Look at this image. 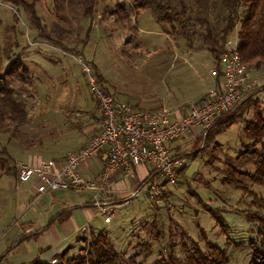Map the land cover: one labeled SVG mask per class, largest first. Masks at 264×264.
<instances>
[{"label": "rangeland", "instance_id": "1", "mask_svg": "<svg viewBox=\"0 0 264 264\" xmlns=\"http://www.w3.org/2000/svg\"><path fill=\"white\" fill-rule=\"evenodd\" d=\"M30 1L33 15L30 3L26 8L16 0H0V74L22 64L31 75V80L14 78L11 82L15 97L26 105L24 121L19 125L8 119L0 122V215L4 217L16 200L18 181L10 167L14 161L23 160L25 151L40 153L37 159L54 152L64 156L75 137L87 142L98 130L93 112L96 102L84 65L96 71L113 96L137 109L177 111L170 104L188 102L213 85V58L202 33H214L221 22L211 0H154L138 16L132 0ZM166 4L172 8L162 10L168 18L173 20L171 14L183 10L188 16L174 24L161 19L153 8L159 10ZM88 6L93 8L91 21L85 13ZM233 32L229 41L235 46L238 39ZM247 75L259 80L260 87L264 65L250 68ZM254 97L264 106V87ZM249 117L250 109L229 125L213 126L206 140L205 129L196 126L182 134L172 145L184 157L183 176L166 185L162 205L133 191L136 197L116 204L110 220L100 222L110 229L118 247L134 241L137 237L129 233L137 234L142 222L158 215L165 243L175 242L183 230L206 249L205 235L224 249L229 264H251L247 241L255 226L242 210L257 207L252 200L264 198V183L238 175L247 186L243 189L224 179L223 171L229 164L253 170L250 162L235 158L247 146L243 126ZM3 219L0 216V224ZM164 242L152 247V257L164 248Z\"/></svg>", "mask_w": 264, "mask_h": 264}, {"label": "trees", "instance_id": "2", "mask_svg": "<svg viewBox=\"0 0 264 264\" xmlns=\"http://www.w3.org/2000/svg\"><path fill=\"white\" fill-rule=\"evenodd\" d=\"M16 1L20 2V4L26 8H28L30 3L29 9L32 15L35 14L34 6H32L33 1ZM132 1L137 16L154 4V0ZM211 2L214 5L213 8L219 9L217 18H221V22L219 23L218 30L214 33L211 30H207L205 33H202V36L208 44L209 51L213 58V65L211 68L214 67L218 70L217 76L211 75L213 76L214 85V83L220 80L221 76V54L229 53V48L236 52L239 61L247 68V73L250 68L258 69L264 65V0H211ZM157 3L158 2H156V5ZM86 8L88 9L85 10V13L91 21L93 18V8L92 6ZM154 8L153 11H155L161 19H166V21L171 24H174V22L177 23L180 17L184 18L188 16V13L183 10L181 12L172 13L171 15L174 17L172 20V18H168L164 15L162 11L163 9L168 12L172 11L171 6L166 4L159 10ZM187 9L189 11L190 7H187ZM89 24L91 23L89 22ZM233 31H235L238 39V43L235 46L231 45L229 41V36L232 37ZM80 51H82V49ZM16 66L17 65H15L14 68H6L0 74V122L8 119L13 121L16 125H19L24 121L27 110L24 101L15 97V91L11 86V82L14 78L19 80H31V75L22 64L20 66L21 68H17ZM90 71L94 75L98 86L104 91L110 92L106 90L105 83H102L98 79L99 77L96 71L93 68ZM85 75L87 76L86 73ZM263 87L264 84L255 88L246 98L238 101L234 107L217 116L212 124L204 130L203 139L206 140L213 126L217 124L229 125L233 123L236 116L250 109L251 117L244 120L243 126L244 136L247 138L245 142L247 146L243 151H240L235 158L245 163L250 162L253 166V170L247 171L246 169H237L229 163L228 168L223 170L225 171L224 179L243 189H246L247 186L238 179V175H245L255 182L264 183V106L254 97V94ZM206 94L207 91L197 97L195 101H199L203 96H206ZM190 103H186L185 106H188ZM93 134H95V132ZM89 138H87V140ZM180 156H182V153H180ZM62 157L63 156H61V158ZM16 162L17 161H14L13 165L10 166L12 168L11 171H13V177L20 182H28L18 179L15 167ZM184 165L185 162L179 169L178 176H183ZM146 179L147 177L145 176L139 181L135 192L138 189L136 193L142 192L147 198H150L148 191L143 188ZM166 190L168 191V187H166L165 192ZM133 193L116 199L110 192H105L106 198L104 202L108 203L111 206L110 209L114 211L115 205L113 204L124 203L130 198L136 197L137 194L133 195ZM165 196L166 195H163L162 199H164ZM101 200L103 202V199ZM252 201V203L257 206L256 208L242 210L245 217L255 226L254 235L248 239L247 245L251 250V264H264V211L261 210V208H264V198L260 197ZM84 205H89V203H85ZM156 205L159 206L158 204ZM207 208L211 210L210 207L207 206ZM67 214L68 210H64L56 215V219L62 220ZM101 216L103 217V215ZM157 217L158 215L149 222L147 219L146 222H142V227L137 234L130 232L129 236H136L137 238H135L134 241L128 240L127 245L122 248L118 247L114 238L109 234L110 229L101 226L99 229L90 230L87 235L78 236L75 239L76 245H70L61 249L54 253L52 258L48 260L36 259L29 264H229V259L224 249L210 241L205 235L203 239L207 245L206 249H202L199 243L183 230L181 231L186 235H183L181 232L177 234L178 239L175 240V242L170 243L168 241L165 243L161 231L162 225ZM24 236L25 235L21 236L20 240L24 239ZM168 236L173 238L174 234L169 232ZM161 241L165 243L164 248H160L158 253L152 257V247L160 245L159 243ZM1 259L2 257L0 256V260Z\"/></svg>", "mask_w": 264, "mask_h": 264}, {"label": "built area", "instance_id": "3", "mask_svg": "<svg viewBox=\"0 0 264 264\" xmlns=\"http://www.w3.org/2000/svg\"><path fill=\"white\" fill-rule=\"evenodd\" d=\"M228 52L221 54L220 80L208 89L206 96L172 112L166 108L140 110L117 99L98 86L84 65L89 89L95 97L98 130L79 150L67 151L60 162L52 159L35 164L16 162L18 179L33 181L37 193L65 189L88 191L89 198L97 203L98 213L108 221L114 213L104 202V193L110 191V177L145 164L147 179L143 188L154 203L162 205L166 185L176 181L184 164L173 141L193 126L209 127L217 116L234 107L259 85V80H248L247 68L236 52L230 48ZM210 73L217 76L218 70L213 67ZM93 158L99 162L96 172H82L80 164Z\"/></svg>", "mask_w": 264, "mask_h": 264}, {"label": "crops", "instance_id": "4", "mask_svg": "<svg viewBox=\"0 0 264 264\" xmlns=\"http://www.w3.org/2000/svg\"><path fill=\"white\" fill-rule=\"evenodd\" d=\"M199 95L188 102H176L170 105L178 111L186 103L195 101ZM167 103V101L163 102V104ZM157 105L161 104L155 106ZM81 139L82 137L79 139L75 137L73 140L76 141L69 143L68 150H77L84 145L85 139H83L84 142L79 141ZM36 153L31 154L25 151L22 161H29V163L48 159L58 161L63 154V152H54L47 158L37 159L35 156L37 154L39 156L40 153ZM31 157L34 159L32 160ZM84 162L80 164L82 172L94 173L99 167L97 158ZM146 174L145 164L136 165L127 175L114 174L110 177L109 192L116 199L131 194L135 192L139 181ZM14 194L16 200L9 207L8 217L0 215L4 218L0 224V256L2 257L0 264H29L36 259L48 260L61 249L76 245L75 239L78 236L87 235L90 230L99 229L103 226L100 222L105 221L98 213L97 203L93 198H89L91 194L88 191L49 190L37 193L33 181H18ZM85 203L89 205H84ZM64 210H68L67 216H64L62 220L56 219V215ZM23 235L25 238L20 240Z\"/></svg>", "mask_w": 264, "mask_h": 264}]
</instances>
